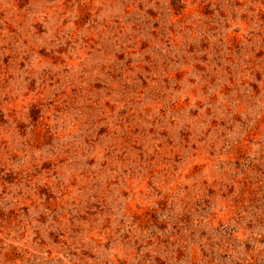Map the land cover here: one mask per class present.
Instances as JSON below:
<instances>
[{
	"label": "rangeland",
	"instance_id": "374dc122",
	"mask_svg": "<svg viewBox=\"0 0 264 264\" xmlns=\"http://www.w3.org/2000/svg\"><path fill=\"white\" fill-rule=\"evenodd\" d=\"M0 264H264V0H0Z\"/></svg>",
	"mask_w": 264,
	"mask_h": 264
}]
</instances>
